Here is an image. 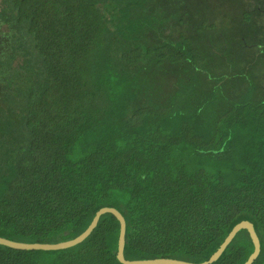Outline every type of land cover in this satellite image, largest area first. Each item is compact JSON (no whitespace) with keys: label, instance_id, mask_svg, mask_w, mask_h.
I'll list each match as a JSON object with an SVG mask.
<instances>
[{"label":"trees","instance_id":"16d2710c","mask_svg":"<svg viewBox=\"0 0 264 264\" xmlns=\"http://www.w3.org/2000/svg\"><path fill=\"white\" fill-rule=\"evenodd\" d=\"M263 77L264 0H0V236L59 243L111 206L125 258L199 263L249 220L264 264ZM120 229L0 264H124ZM254 249L242 229L210 264Z\"/></svg>","mask_w":264,"mask_h":264},{"label":"water","instance_id":"95a60500","mask_svg":"<svg viewBox=\"0 0 264 264\" xmlns=\"http://www.w3.org/2000/svg\"><path fill=\"white\" fill-rule=\"evenodd\" d=\"M105 212H112L120 221L121 229H120V236H119V243H118V259L124 264H210L212 262H215L220 257V255L223 253V251L228 246V244L231 242V240L234 238V236L242 229H247L249 231L254 241V245H255L254 252L251 254L249 259L244 264H251V262H253L254 259L260 253V241L255 231L253 222L249 220H242L233 227V229L227 235L226 239L220 245V247L204 262L196 263V262L185 261V260L175 259V258H166V257L150 258V259H133V260L127 259L125 258V254H124L126 221L123 215L120 213V211L111 206L100 208V210L97 211L96 215L94 216L88 228L81 235L73 239H70V240L62 241L59 243H38V242L35 243V242L15 241V240H11L6 237L0 236V243L9 245L15 248H22V249H27V250L28 249H59V248L70 247V246L78 244L79 242L83 241L86 237H88V235L96 227L100 216L104 214Z\"/></svg>","mask_w":264,"mask_h":264},{"label":"rangeland","instance_id":"374dc122","mask_svg":"<svg viewBox=\"0 0 264 264\" xmlns=\"http://www.w3.org/2000/svg\"><path fill=\"white\" fill-rule=\"evenodd\" d=\"M258 55V54H257ZM263 68V67H262ZM263 83H264V77H263Z\"/></svg>","mask_w":264,"mask_h":264}]
</instances>
